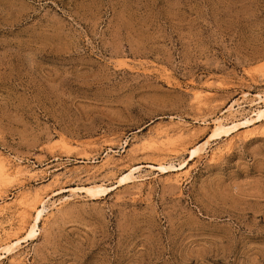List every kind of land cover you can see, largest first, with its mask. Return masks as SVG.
Instances as JSON below:
<instances>
[{
  "label": "rangeland",
  "instance_id": "obj_1",
  "mask_svg": "<svg viewBox=\"0 0 264 264\" xmlns=\"http://www.w3.org/2000/svg\"><path fill=\"white\" fill-rule=\"evenodd\" d=\"M259 97L264 0H0V264H264Z\"/></svg>",
  "mask_w": 264,
  "mask_h": 264
},
{
  "label": "bare ground",
  "instance_id": "obj_2",
  "mask_svg": "<svg viewBox=\"0 0 264 264\" xmlns=\"http://www.w3.org/2000/svg\"><path fill=\"white\" fill-rule=\"evenodd\" d=\"M259 100H261L260 104L264 105V97H259ZM231 108L232 107L230 106V109ZM263 118H264V109L259 111V114L256 115V119L255 120L254 119H248V120L246 119V121H244L242 123H232L230 125L225 124L224 123L225 121L223 122L222 120L221 121L217 120L214 123L213 132L210 135L209 139L205 143H203L200 146H198L197 148L195 147V149L191 150L190 151L191 152L190 158L192 159V158L196 157V155L198 153H200V151L208 144L209 141H212L213 139L219 138L222 135V133H224V132L228 133V131L235 130V129L241 127V126L251 125L252 123L258 122V121L262 120ZM165 168L166 167L159 166V170L164 171V170H166ZM1 169H3V168H1ZM135 171H136V169H133L128 174L124 175L120 179L119 184L130 182L132 180V178H133V174H134ZM3 173H5V172H3ZM71 191L72 192L74 191V193H78V194H85L86 196L91 197V198H94V197L97 198L98 195L107 192L108 189H106V187H104L103 185H94L91 188H87L86 189V188H82L81 187V188L73 189ZM46 202H47L46 199L45 200L43 199L42 201H40V203L38 202L39 207L37 209H35V215H34L35 218L32 221V224L30 225V227L28 229V234L26 235V237L22 238L21 240H23V241H27V240L28 241H32V240L36 239L37 232L39 230L38 224L40 223V221L42 220V218L44 217V215L46 213V209H47L46 208L47 207L46 206ZM21 240L18 239L16 241L12 242L11 244H8V245L0 248V252L1 253L3 252V255L10 254L14 249H16L20 245ZM0 256H2V254Z\"/></svg>",
  "mask_w": 264,
  "mask_h": 264
}]
</instances>
